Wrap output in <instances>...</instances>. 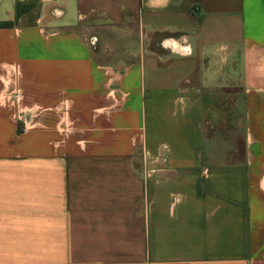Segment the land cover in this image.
Instances as JSON below:
<instances>
[{
	"label": "crops",
	"instance_id": "crops-1",
	"mask_svg": "<svg viewBox=\"0 0 264 264\" xmlns=\"http://www.w3.org/2000/svg\"><path fill=\"white\" fill-rule=\"evenodd\" d=\"M0 264H264V0H0Z\"/></svg>",
	"mask_w": 264,
	"mask_h": 264
},
{
	"label": "built area",
	"instance_id": "built-area-1",
	"mask_svg": "<svg viewBox=\"0 0 264 264\" xmlns=\"http://www.w3.org/2000/svg\"><path fill=\"white\" fill-rule=\"evenodd\" d=\"M15 95H16L15 98H20V97H21V96H20V91H17V92L15 93ZM17 119H19V120L21 119L20 113L17 114Z\"/></svg>",
	"mask_w": 264,
	"mask_h": 264
},
{
	"label": "rangeland",
	"instance_id": "rangeland-1",
	"mask_svg": "<svg viewBox=\"0 0 264 264\" xmlns=\"http://www.w3.org/2000/svg\"><path fill=\"white\" fill-rule=\"evenodd\" d=\"M229 107H230V108H229L227 111L224 109L223 114H226V112H229V111H231V114L234 113L235 110L232 109L231 106H229ZM222 110H223V109H222ZM235 112H236V111H235ZM214 124H215V123H214ZM214 130H215V129H214ZM217 132H220V131L218 130Z\"/></svg>",
	"mask_w": 264,
	"mask_h": 264
}]
</instances>
